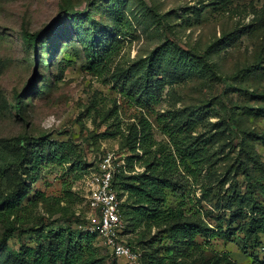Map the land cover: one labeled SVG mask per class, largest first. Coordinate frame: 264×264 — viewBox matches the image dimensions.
Wrapping results in <instances>:
<instances>
[{
    "label": "rangeland",
    "instance_id": "1",
    "mask_svg": "<svg viewBox=\"0 0 264 264\" xmlns=\"http://www.w3.org/2000/svg\"><path fill=\"white\" fill-rule=\"evenodd\" d=\"M143 114L172 149L171 134L185 141L182 189L167 191L164 222L123 218L132 256L97 236L102 264H264L252 227L264 220V0H0V150L45 138L74 153L26 171L0 154V239L37 229L9 235L0 264L48 250L49 232L87 234L88 178L129 155L105 135L140 129ZM3 198L21 203L8 213Z\"/></svg>",
    "mask_w": 264,
    "mask_h": 264
},
{
    "label": "trees",
    "instance_id": "2",
    "mask_svg": "<svg viewBox=\"0 0 264 264\" xmlns=\"http://www.w3.org/2000/svg\"><path fill=\"white\" fill-rule=\"evenodd\" d=\"M68 16L79 24L83 22L82 15L69 14ZM23 38L27 44L35 46L39 35L26 32ZM97 39L98 37L96 41ZM95 50L97 52V49ZM16 99V108L20 111V97L17 96ZM149 117L150 114H143L139 122L140 129L132 126L129 134L119 129L105 135L119 136L121 150L129 154L126 157V166L115 173L113 185L118 189L121 198L126 197L122 204V217H128L129 220L134 218L137 225L159 224L168 219L170 210L166 208L167 191L175 192L177 189H182V186H177L174 175L180 167L177 164L178 158L180 164L186 165L185 154H188L183 148L185 141L174 139V134H171L173 149L165 140H159ZM17 145L20 146L18 151L14 145H4L0 154H8L10 158L8 166L23 170H27L28 166L36 169L46 162L64 165L68 163L70 156L74 155L72 151L68 152L70 150L68 145L49 142L45 138L26 140L18 138ZM174 154H177V157ZM140 162L143 163V172L135 170L136 164ZM5 201L3 198L2 203H6ZM20 203L21 198L7 202L8 213L17 209ZM259 222L260 224L253 220L252 227L264 232V220ZM16 232L20 236L32 235L37 232V229L8 227L0 239V249L4 247L8 236ZM45 237L49 244L48 250L42 247L38 249L22 247L17 255L19 264H102L101 258L93 247L97 235L89 232L83 235L61 231L57 234L49 232ZM158 264L166 263L162 261Z\"/></svg>",
    "mask_w": 264,
    "mask_h": 264
},
{
    "label": "built area",
    "instance_id": "3",
    "mask_svg": "<svg viewBox=\"0 0 264 264\" xmlns=\"http://www.w3.org/2000/svg\"><path fill=\"white\" fill-rule=\"evenodd\" d=\"M122 167L126 164L123 162ZM118 169L112 163L111 156L105 158L100 166V172L88 178L90 203L93 210L88 232L102 237L112 245L118 255L132 256L130 250L119 243L121 230L124 228L121 198L114 188V176Z\"/></svg>",
    "mask_w": 264,
    "mask_h": 264
}]
</instances>
